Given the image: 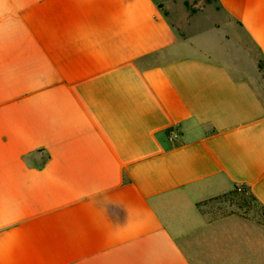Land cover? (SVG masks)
Here are the masks:
<instances>
[{"label": "crops", "instance_id": "0c3cea01", "mask_svg": "<svg viewBox=\"0 0 264 264\" xmlns=\"http://www.w3.org/2000/svg\"><path fill=\"white\" fill-rule=\"evenodd\" d=\"M214 1L0 0V264H264L203 207L264 211V0Z\"/></svg>", "mask_w": 264, "mask_h": 264}, {"label": "rangeland", "instance_id": "374dc122", "mask_svg": "<svg viewBox=\"0 0 264 264\" xmlns=\"http://www.w3.org/2000/svg\"><path fill=\"white\" fill-rule=\"evenodd\" d=\"M155 1L166 4L165 9L168 11V18L174 23L182 21L180 15H184V11L185 15H190L196 10H199L200 7H204L206 10L211 7H215L214 0H172L174 5H168L167 0ZM197 26H199L200 29L204 27L203 23H199ZM203 207L210 210L211 216H219L226 213H237L264 224V211L253 202L244 189H236L228 194L212 198L205 202Z\"/></svg>", "mask_w": 264, "mask_h": 264}, {"label": "trees", "instance_id": "16d2710c", "mask_svg": "<svg viewBox=\"0 0 264 264\" xmlns=\"http://www.w3.org/2000/svg\"><path fill=\"white\" fill-rule=\"evenodd\" d=\"M258 69L262 73V79L264 80V62L258 63Z\"/></svg>", "mask_w": 264, "mask_h": 264}, {"label": "built area", "instance_id": "2783aa9c", "mask_svg": "<svg viewBox=\"0 0 264 264\" xmlns=\"http://www.w3.org/2000/svg\"><path fill=\"white\" fill-rule=\"evenodd\" d=\"M178 138V135L176 133H170L169 140H176Z\"/></svg>", "mask_w": 264, "mask_h": 264}]
</instances>
